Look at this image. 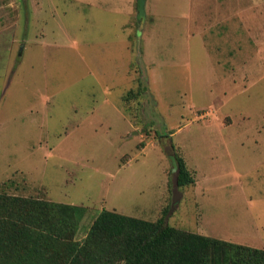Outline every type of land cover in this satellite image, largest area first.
<instances>
[{"label":"rangeland","instance_id":"rangeland-1","mask_svg":"<svg viewBox=\"0 0 264 264\" xmlns=\"http://www.w3.org/2000/svg\"><path fill=\"white\" fill-rule=\"evenodd\" d=\"M136 12L137 0H0V191L81 207L78 240L102 209L166 210L169 225L236 243L243 215L264 235V163L241 188L229 175L264 153V0H147L142 29ZM174 153L213 182L177 186Z\"/></svg>","mask_w":264,"mask_h":264},{"label":"trees","instance_id":"trees-1","mask_svg":"<svg viewBox=\"0 0 264 264\" xmlns=\"http://www.w3.org/2000/svg\"><path fill=\"white\" fill-rule=\"evenodd\" d=\"M144 88L139 82L126 99ZM174 155L177 185H193L185 161ZM81 213L74 204L0 191V264H264V249L169 225L166 210L151 221L102 209L78 240Z\"/></svg>","mask_w":264,"mask_h":264},{"label":"crops","instance_id":"crops-1","mask_svg":"<svg viewBox=\"0 0 264 264\" xmlns=\"http://www.w3.org/2000/svg\"><path fill=\"white\" fill-rule=\"evenodd\" d=\"M145 12H146V3H145ZM145 19H146V17H145ZM152 26H153V24H151V27ZM106 103H108V102H106ZM112 110L114 111L115 116L118 117L119 119H121L126 124V128L125 129L118 130V135L120 136L119 137L120 141L124 142V143H128V142L132 141V140H130L129 135L133 134L134 132H136V131H134V130H136L134 124L121 111L120 107H118L116 104L112 105ZM106 126L109 129L112 125H111L110 122H106ZM168 137L169 138L171 137V139L173 138L172 134H170ZM254 142L257 143L258 139H255ZM230 143H231L230 140H226L225 141V144L227 146V149L225 150V152L228 153L227 154L228 158L230 156H232L231 155ZM260 143H261V145L264 146V144H263L264 142L262 143V140L260 141ZM239 144L240 145H244L243 142H240ZM261 163H264V153L263 154L259 153V155L256 154L253 158H247V157L244 158V157L241 156L240 159H238V163L232 162L231 166H232L233 170H230V174L229 175H233L234 182L241 188V186L243 184V181L241 180V176L243 174H246L248 172H251V171L255 170ZM185 164L187 166L188 162H185ZM192 165H194V164L192 163ZM187 168H188V166H187ZM193 169L192 170H193L194 173H196L198 171L196 165H194ZM165 179L167 181V178H165ZM213 179H215V178L214 177L211 178L208 175V180L205 181V182L208 183V184H211L213 182L212 181ZM166 181H165V183H166ZM205 182L203 181V178H202L201 181H200L199 178H195V182H194V184L192 186L202 187L203 185H205ZM165 186H166V184H165ZM165 193H166V191L165 192L162 191V193L160 195L161 196L160 198H162L163 194H165ZM246 199H247V197H246ZM239 221H240L239 222V235H238V238H234L236 241H238L237 244H242V245H246V246H250V247H256V248L264 249V239H263L264 235H263V233H261V230L257 226V224L255 223V221L253 219H248L247 216H243V215L239 218ZM261 227H262V229H264V225L261 226ZM251 235L258 237L257 238L258 240H256V242H255V239H253L251 237ZM230 239H232V238H229L228 240H225V241L231 242ZM232 243H236V242H232Z\"/></svg>","mask_w":264,"mask_h":264},{"label":"water","instance_id":"water-1","mask_svg":"<svg viewBox=\"0 0 264 264\" xmlns=\"http://www.w3.org/2000/svg\"><path fill=\"white\" fill-rule=\"evenodd\" d=\"M145 3H146V0H137L136 20H137L139 29H142L144 22H145V17H146ZM168 156L170 159L172 172H174L178 168L175 155L169 154ZM175 183L177 185L176 181Z\"/></svg>","mask_w":264,"mask_h":264}]
</instances>
